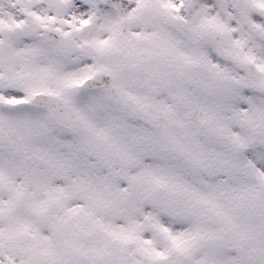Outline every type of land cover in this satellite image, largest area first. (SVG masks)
I'll list each match as a JSON object with an SVG mask.
<instances>
[{"label":"snow or ice","instance_id":"obj_1","mask_svg":"<svg viewBox=\"0 0 264 264\" xmlns=\"http://www.w3.org/2000/svg\"><path fill=\"white\" fill-rule=\"evenodd\" d=\"M0 264H264V0H0Z\"/></svg>","mask_w":264,"mask_h":264}]
</instances>
